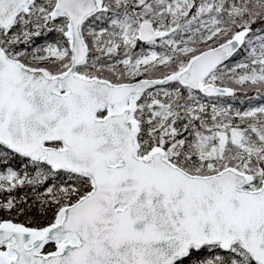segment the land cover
Wrapping results in <instances>:
<instances>
[{
    "label": "snow or ice",
    "instance_id": "snow-or-ice-1",
    "mask_svg": "<svg viewBox=\"0 0 264 264\" xmlns=\"http://www.w3.org/2000/svg\"><path fill=\"white\" fill-rule=\"evenodd\" d=\"M0 264H264V0H0Z\"/></svg>",
    "mask_w": 264,
    "mask_h": 264
}]
</instances>
